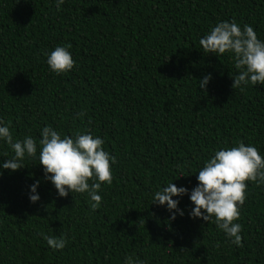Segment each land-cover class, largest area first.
I'll use <instances>...</instances> for the list:
<instances>
[{"label":"trees","instance_id":"obj_1","mask_svg":"<svg viewBox=\"0 0 264 264\" xmlns=\"http://www.w3.org/2000/svg\"><path fill=\"white\" fill-rule=\"evenodd\" d=\"M232 20L264 41V0H65L60 10L56 0H0V120L37 143L45 126L62 138L91 133L116 161L97 210L87 193L58 196L39 146L23 168L0 169V264H264V184L247 182L235 221L243 247L213 221L190 218L188 195L173 197L184 212L174 220L153 203L171 182L190 193L204 163L237 141L264 157V85L233 90L230 55L199 44ZM66 44L76 63L57 75L44 53ZM13 155L0 141V165ZM42 233L66 246L50 248Z\"/></svg>","mask_w":264,"mask_h":264},{"label":"clouds","instance_id":"obj_2","mask_svg":"<svg viewBox=\"0 0 264 264\" xmlns=\"http://www.w3.org/2000/svg\"><path fill=\"white\" fill-rule=\"evenodd\" d=\"M64 3L65 0H56L57 10ZM199 44L203 53L230 55L238 70V74L231 77L233 90L239 88L244 91L248 85H264V41L258 39L252 26L245 24L241 28L235 20L219 22L199 40ZM71 47V44H66L55 47L51 53H44L52 72L59 75L73 69L76 62L68 51ZM211 78V74L203 76L198 81L199 88L206 91ZM84 114L86 113H77V116ZM0 141L9 145L14 153L12 158L0 165V169L15 172L23 168L22 161L26 156L37 158L39 146L38 160L44 170V179L53 184L58 196L64 198L70 192L87 193L92 210H97L101 205L102 197L98 194L101 184L111 185L113 181L111 164L116 162L115 157L104 150V140L93 137L91 133L78 132L74 139L68 135L62 138L59 131L45 126L37 143L31 135L15 139L10 126L0 120ZM196 179L198 183L190 193L186 187L168 183L162 190L154 193L153 203L166 204L171 213L169 220H174L177 214L183 216L184 212L178 208L179 200H174L173 197L188 195L194 205L189 213L190 218H201L207 223L213 221L231 244L243 247L240 234L242 225L235 221L239 220L240 207L246 200L247 182H253L257 186L264 184V157L256 147L237 141L235 147L215 151L198 171ZM39 183L36 180L30 186L31 203L40 199L37 193ZM41 235L54 250H62L66 246L67 241L63 235ZM125 264L144 262L138 259L134 261L133 256H127Z\"/></svg>","mask_w":264,"mask_h":264}]
</instances>
